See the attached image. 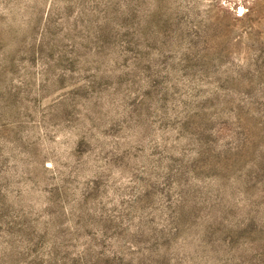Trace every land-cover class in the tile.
I'll list each match as a JSON object with an SVG mask.
<instances>
[{
  "label": "rangeland",
  "instance_id": "1",
  "mask_svg": "<svg viewBox=\"0 0 264 264\" xmlns=\"http://www.w3.org/2000/svg\"><path fill=\"white\" fill-rule=\"evenodd\" d=\"M0 264H264V0H0Z\"/></svg>",
  "mask_w": 264,
  "mask_h": 264
}]
</instances>
